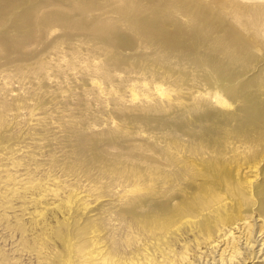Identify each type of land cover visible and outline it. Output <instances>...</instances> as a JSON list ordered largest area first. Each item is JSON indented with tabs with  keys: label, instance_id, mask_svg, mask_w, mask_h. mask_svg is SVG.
<instances>
[{
	"label": "rangeland",
	"instance_id": "374dc122",
	"mask_svg": "<svg viewBox=\"0 0 264 264\" xmlns=\"http://www.w3.org/2000/svg\"><path fill=\"white\" fill-rule=\"evenodd\" d=\"M262 2L0 0V264H264Z\"/></svg>",
	"mask_w": 264,
	"mask_h": 264
},
{
	"label": "bare ground",
	"instance_id": "6f19581e",
	"mask_svg": "<svg viewBox=\"0 0 264 264\" xmlns=\"http://www.w3.org/2000/svg\"><path fill=\"white\" fill-rule=\"evenodd\" d=\"M262 4V6L264 5V0H263V2L261 3ZM256 5V4H255ZM243 6V5H242ZM249 6V5H248ZM251 6V5H250ZM254 7V6H253ZM239 8H240V6H239ZM241 9V8H240ZM251 11V10H250ZM250 17V16H249ZM246 19V18H245ZM252 19V18H251ZM252 166V165H251ZM253 167V166H252ZM248 170V169H247ZM247 170H245L246 171V173H247ZM253 171V170H252ZM256 171V170H255ZM250 172V171H249ZM252 195V194H251ZM255 197V196H254ZM259 198V197H258ZM258 198H257V200H258ZM228 199V198H227ZM255 200V199H254ZM227 201H229V200H227ZM227 205V204H226ZM233 207V206H232ZM211 208H213V205H208V204H205V205H203V211H208V210H210ZM212 210V209H211ZM210 210V211H211ZM219 210V209H218ZM222 211V210H221ZM231 211L232 210H230V212L229 213H231ZM214 212V211H213ZM185 215H189L190 217H194V216H196V215H193L191 212H190V210L189 209H187V210H183L181 213H179L178 215H177V217L179 218V220L178 221H180V218L181 217H183V216H185ZM229 215V214H228ZM229 220V219H228ZM244 220H247V219H244ZM242 221V220H241ZM254 221H262V224H259V225H257V226H259V228H260V230H262V229H264V213L263 214H260L259 215V218H257V220L255 219ZM187 222V221H186ZM222 222H223V220H222ZM253 222V221H252ZM190 223V222H189ZM191 224V223H190ZM232 225H235L234 226V228H238V225H240V228H241V223H238V222H233L232 223ZM229 227H230V225H229ZM240 228H239V230H240ZM235 230V229H234ZM262 232H264V230L262 231ZM231 232H230V230L228 229L227 230V232H226V234L225 235H229ZM196 234V233H195ZM241 234H242V232H241ZM224 236V235H223ZM223 236H221V239H220V242H221V240H223ZM243 236H245V240H246V242H247V240H248V233L247 234H245V233H243L242 234V236H237V240H240V238L241 237H243ZM212 237V236H211ZM225 237V236H224ZM218 238H220V236L218 237ZM209 239V238H208ZM217 242V240L218 239H214L213 238V240H211V241H209V242H207V243H205L206 245H205V247L207 246V248L208 247H210L209 248V250L211 249L212 250V248H216L217 247V244H215V241ZM224 241V240H223ZM219 242V241H218ZM224 243V242H223ZM249 243V242H248ZM227 245V244H226ZM234 251H238V248L236 249V250H234ZM222 252V251H221ZM208 253V252H207ZM224 257V256H223ZM221 259L223 260V258H222V256H221ZM221 260V261H222ZM251 261H253V258H252V260ZM258 261H263L264 262V260L263 259H261V260H258ZM242 264V263H241ZM245 264V263H244Z\"/></svg>",
	"mask_w": 264,
	"mask_h": 264
}]
</instances>
